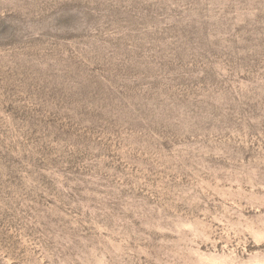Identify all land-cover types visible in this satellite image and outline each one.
<instances>
[{"label":"rangeland","instance_id":"1","mask_svg":"<svg viewBox=\"0 0 264 264\" xmlns=\"http://www.w3.org/2000/svg\"><path fill=\"white\" fill-rule=\"evenodd\" d=\"M0 264H264V0H0Z\"/></svg>","mask_w":264,"mask_h":264}]
</instances>
